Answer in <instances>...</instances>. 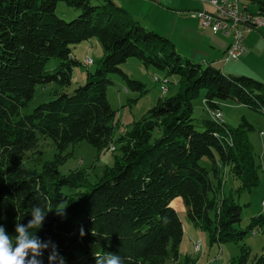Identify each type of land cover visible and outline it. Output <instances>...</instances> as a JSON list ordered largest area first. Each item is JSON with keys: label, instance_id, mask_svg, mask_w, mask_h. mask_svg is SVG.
Instances as JSON below:
<instances>
[{"label": "trees", "instance_id": "1", "mask_svg": "<svg viewBox=\"0 0 264 264\" xmlns=\"http://www.w3.org/2000/svg\"><path fill=\"white\" fill-rule=\"evenodd\" d=\"M249 1L256 6L252 12L264 17V0ZM60 2L79 14L65 19L57 10ZM92 37L103 45L101 64L88 71L85 84L68 92L74 67L81 64L72 46ZM131 57L178 75L179 91L159 99L119 138L122 156L99 181L92 183L82 169L62 174L59 166L72 155L67 152L71 146L84 140L99 147L114 144L117 110L107 94L111 74H121L129 88L146 91L145 83L121 68ZM50 82L62 89L22 114L36 86ZM202 90L209 111H221V102L233 99L264 113V81L183 56L168 37L113 0H0V226L15 237L16 222L27 225L34 206L45 209L36 235L57 246L64 264H96L95 257L106 253L119 255L123 264L177 260L184 237L183 221L172 205L177 197L211 243L237 242L250 230L257 233L264 214L240 229L236 198L223 194L228 174L240 180L238 190L259 184L248 134L254 127L248 121L229 125L222 113V119H202L203 129H198L194 100ZM41 136L52 139L58 151L38 171L24 159L26 152L40 151ZM205 156L210 168L200 163ZM49 254L40 257L42 264H49ZM181 259L184 264L197 260ZM255 264H264V254Z\"/></svg>", "mask_w": 264, "mask_h": 264}, {"label": "rangeland", "instance_id": "2", "mask_svg": "<svg viewBox=\"0 0 264 264\" xmlns=\"http://www.w3.org/2000/svg\"><path fill=\"white\" fill-rule=\"evenodd\" d=\"M240 6L248 7L251 11L256 12V6L252 5L249 0H240ZM57 10L67 20H71L79 14V10L68 6L65 2H60ZM154 16L153 14L151 17L153 21L170 25V18L163 22L159 19H153ZM261 19L264 20V17L261 16ZM72 47L74 56L81 61V64L74 67L72 82L65 88L68 92H72L78 86L85 84L88 71L94 72L100 66L101 59L104 56L103 45L96 37L83 40ZM240 60L239 63H241ZM121 68L130 78L145 83L146 91L142 93L139 90L129 88L121 74H111L110 78L113 82L108 86L107 94L112 107L117 110L114 144H110L108 147H99L88 140H84L75 146H71L67 152H72V155L59 166L62 174L82 169L87 171V177L92 183L99 181L105 168L112 167L116 159L122 156L121 150L124 142L119 141V138L132 129L135 121L157 105L159 99L175 95L179 91L178 75H168L166 70L159 69L154 65H145L137 57L129 58L121 65ZM227 73L248 75L264 81V42L259 41L256 44L255 54L249 63L243 67L240 66V70L227 71ZM56 89H62L56 82L37 85L34 98L21 109V113L28 114L39 104L54 98ZM205 92V90H202L198 98L194 100L193 116L198 129H203L199 123L202 119L213 117L204 101ZM221 112L223 113V119L229 125L236 127L244 121H248L254 127L248 134L254 147L255 162L259 167V184L253 187L252 190H238L242 185L240 180L228 174L223 188V194L233 193L236 198L237 208L239 209L236 226L240 229H246L254 217L264 214V113L251 109L233 99L221 102ZM158 135L159 131L155 130L154 136ZM39 150V152H26L24 161L27 166L41 171L43 164L47 160L53 159L58 150L52 139L42 136ZM200 163L205 167H211L208 156L203 157ZM64 190L68 191L69 189L64 188ZM220 195L222 196V192H220ZM184 206L186 207L185 203ZM179 214L184 224V231L186 226L189 231L193 230L198 234V237L194 236V238L186 236L181 252L183 257L186 255L195 257V260H197L194 264H255L259 257L264 254V225L262 228L256 229L257 233L250 230L241 241L221 244L211 243L208 232L193 223L187 210L180 211ZM211 215L214 216L213 211ZM197 244H200L199 250L195 246ZM168 264L184 263L179 257L177 260H170Z\"/></svg>", "mask_w": 264, "mask_h": 264}, {"label": "crops", "instance_id": "3", "mask_svg": "<svg viewBox=\"0 0 264 264\" xmlns=\"http://www.w3.org/2000/svg\"><path fill=\"white\" fill-rule=\"evenodd\" d=\"M118 5L128 10L144 26L168 37L175 45L176 49L183 55L202 65H213L223 72H235L240 70L253 58L256 44L264 42V25L251 30L244 29L243 44L246 51L240 59L232 60L227 58V49L232 41L229 35L213 33L209 29L200 26L198 11H212L213 6L208 0H113ZM153 19L165 22L170 21V25L160 24ZM167 24V23H166ZM261 29V30H260ZM257 30V31H254ZM239 60L241 63H239ZM233 62V63H232ZM239 63V64H238ZM237 65H239L237 67ZM233 74V73H231ZM237 75V74H236ZM175 203V204H174ZM173 207L178 211H186L183 198L177 197L172 201ZM181 246L180 258H182V245L186 236L198 237V234L185 226V231ZM196 237V238H197Z\"/></svg>", "mask_w": 264, "mask_h": 264}, {"label": "clouds", "instance_id": "4", "mask_svg": "<svg viewBox=\"0 0 264 264\" xmlns=\"http://www.w3.org/2000/svg\"><path fill=\"white\" fill-rule=\"evenodd\" d=\"M47 211L39 206H34L31 210V219L27 225L16 222V236L11 237L6 233L3 226H0V264H42L40 257L45 251H49V264H64L63 257L60 256L57 246L51 241H42L36 233L43 226ZM58 215H63L64 210ZM83 237L84 230H80ZM13 238L15 245H13ZM96 258V264H123L119 255L106 253Z\"/></svg>", "mask_w": 264, "mask_h": 264}, {"label": "built area", "instance_id": "5", "mask_svg": "<svg viewBox=\"0 0 264 264\" xmlns=\"http://www.w3.org/2000/svg\"><path fill=\"white\" fill-rule=\"evenodd\" d=\"M213 6L212 11H198L196 16L199 18L200 26L209 29L213 33L229 35L232 41L227 49V58L238 60L246 51L243 44L244 29L251 30L264 25L261 15L253 13L247 7L240 6V0H208ZM88 61V60H87ZM159 81V79L156 78ZM216 114L222 112L211 110ZM264 134V133H263Z\"/></svg>", "mask_w": 264, "mask_h": 264}, {"label": "bare ground", "instance_id": "6", "mask_svg": "<svg viewBox=\"0 0 264 264\" xmlns=\"http://www.w3.org/2000/svg\"><path fill=\"white\" fill-rule=\"evenodd\" d=\"M211 112V111H210ZM215 118H217V119H222V116L221 115H219V114H216V113H214V112H212L211 113ZM196 246V248H197V250H199V248H200V244H197V245H195Z\"/></svg>", "mask_w": 264, "mask_h": 264}]
</instances>
